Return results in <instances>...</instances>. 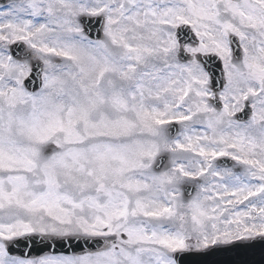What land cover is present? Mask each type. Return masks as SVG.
Returning <instances> with one entry per match:
<instances>
[{"label":"snow or ice","instance_id":"1","mask_svg":"<svg viewBox=\"0 0 264 264\" xmlns=\"http://www.w3.org/2000/svg\"><path fill=\"white\" fill-rule=\"evenodd\" d=\"M0 264H264V0L0 4Z\"/></svg>","mask_w":264,"mask_h":264},{"label":"water","instance_id":"2","mask_svg":"<svg viewBox=\"0 0 264 264\" xmlns=\"http://www.w3.org/2000/svg\"><path fill=\"white\" fill-rule=\"evenodd\" d=\"M210 63L214 74L216 75L217 78H219L220 69L222 65L220 64L219 61H216L215 59H213V61ZM44 251H47V249L42 248L38 240L29 242L26 241L25 239H20L18 247L13 249L14 254L24 255L27 253L28 255H32V256L40 255ZM253 259L259 261L261 258L259 254H257L255 257H253Z\"/></svg>","mask_w":264,"mask_h":264},{"label":"rangeland","instance_id":"3","mask_svg":"<svg viewBox=\"0 0 264 264\" xmlns=\"http://www.w3.org/2000/svg\"><path fill=\"white\" fill-rule=\"evenodd\" d=\"M228 166H231V163L230 162L228 163Z\"/></svg>","mask_w":264,"mask_h":264}]
</instances>
